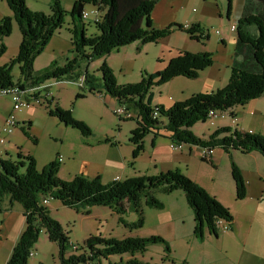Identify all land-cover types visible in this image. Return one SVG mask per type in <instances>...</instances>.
<instances>
[{
    "label": "rangeland",
    "instance_id": "1",
    "mask_svg": "<svg viewBox=\"0 0 264 264\" xmlns=\"http://www.w3.org/2000/svg\"><path fill=\"white\" fill-rule=\"evenodd\" d=\"M0 1L6 5L5 0ZM90 8L91 6H87L84 9L89 11ZM241 8L242 0H230V3L228 0H156L150 14L154 28L163 30L171 24H198L205 33L208 32L209 39L191 40L183 31L175 30L156 43L141 44L136 41L113 51L105 62L111 68L117 85H134L141 81L143 74L163 71L169 60L181 51L191 54L205 51L213 55L212 66L199 72L198 78L194 80L174 77L162 86L152 87L151 107L159 105L169 109L173 104L186 101L192 96L221 90L228 84L230 58L236 39V31L232 33L230 27L237 25ZM69 22L70 18L66 17L44 52L35 58L34 70H41L52 60L62 65L67 58H72ZM84 24L86 37L98 34L91 20H84ZM19 36L20 33L13 23L10 36L2 41L6 51L0 58V67L9 64L16 57ZM102 63V59L95 60L90 65L82 63L79 71H87L100 77L98 69ZM10 74L13 82H17V66L12 68ZM45 84L50 86L48 91L52 98H41L39 105L31 102L29 109L21 108L17 111V124L11 135L1 132L4 120L12 110L11 100L8 96H0V137L6 140L0 146V159L14 158L17 153L31 156L38 171L53 159H59L60 179L70 181L76 176L92 178L99 175L102 184L110 182L116 176L124 180L178 171L227 208L235 220L232 233L240 235L239 239L230 240L231 232H219L216 239L206 232L205 238L200 241L193 234L192 213L181 191L168 195L155 192L156 200L164 207L162 210L144 207L143 227L136 230L125 228L119 222V216L108 207L93 206L76 212L57 200L46 198L47 203L42 205L61 225L71 248H79L88 236L93 235L109 239L146 238L155 235L169 243V257L175 264L183 261L186 264H264L262 155L231 151L229 156L223 150L213 148L212 160L208 163L202 161L199 147L190 148L191 154L188 155V145L179 151H172L169 148L170 141L164 134L159 138L147 134L142 138V150L134 158L135 144L130 139L137 123L134 119L119 120L113 114L116 103L110 101L109 96L88 94L87 87L80 89L78 82L68 80L57 82L51 79ZM45 92L42 91L40 96L43 97ZM78 93L85 95V98L76 99ZM55 107L70 112L71 119L86 125L90 136L84 138L74 128L67 127L50 116L49 110H54ZM233 109H237L239 113L231 118L234 121L230 117L221 121L214 120V127L208 122L197 123L193 126L192 133L207 139L209 133H213L218 125L219 129L230 128L264 135V96ZM155 139L158 140L157 143ZM182 153L186 155L182 156ZM232 161L242 176L245 188L244 198L241 200L236 198L237 192L232 181ZM85 211L89 214L86 215ZM123 218L125 223H133L137 221L138 215L127 212ZM57 249V245L49 242L45 232H42L34 249L30 250L28 264H59ZM163 253L162 246L152 245L145 253L137 254L136 257L149 264H172L162 261ZM121 258L125 261L129 257L122 255ZM118 261L119 257L110 259L111 263ZM103 264L107 262L104 261Z\"/></svg>",
    "mask_w": 264,
    "mask_h": 264
},
{
    "label": "trees",
    "instance_id": "2",
    "mask_svg": "<svg viewBox=\"0 0 264 264\" xmlns=\"http://www.w3.org/2000/svg\"><path fill=\"white\" fill-rule=\"evenodd\" d=\"M5 2L11 17L0 20V58L6 51L2 41L10 36L13 23L20 33V41L14 60L0 67V91L15 87L24 91L41 86L51 79L57 82L68 80L73 83L80 82L79 88L87 87L88 94H104L116 104L125 103L138 114L134 119L137 128L131 132L130 139L135 144L134 158L142 150V138L147 134L155 137L164 134L170 142L188 145L189 148H218L229 156L231 151H239L248 154L256 152L264 157V135L230 128H217L207 139L192 133L193 126L197 123L205 124L211 112H223L236 106H244L264 95V0H243L240 19L235 27L236 42L227 86L209 94L192 96L186 101L173 104L169 109L159 105L151 107V88L162 86L174 77L190 80L198 78L199 72L212 66V54L205 51L196 54L181 51L169 60L163 71L143 74L141 81L134 85H117L105 59L113 51L133 42L156 43L175 30L183 31L191 40H208V32L205 33L200 25L193 24L188 30L176 24L168 25L163 30L154 28L150 14L156 0H74L69 11L62 9L59 0H51L48 14L28 10L25 0ZM87 6L97 7V15L101 21L93 23L98 34L90 37L85 36V24L81 17L82 10ZM66 17L70 18L68 31L71 35L72 58H67L62 65L52 60L41 70H34L35 58L44 52ZM98 59L103 60L101 68L98 69L100 77L87 71H79L82 63L90 65ZM14 66H17L19 72L17 82H13L10 74ZM78 98H85V95L78 93L76 99ZM69 113L55 107L48 114L67 127L77 130L82 137L90 136L89 128L82 122L71 119ZM235 117L231 113V118ZM30 126L31 123L28 124ZM202 161L211 163L203 159ZM233 163H230L232 181L237 192L236 198L241 200L244 198L245 188L242 176ZM59 170L60 163L56 159L48 162L40 171L36 169V162L31 156L17 153L14 158L0 159V205L6 199L11 204L17 203L25 217V230L11 249L6 264H28L30 250L34 249L42 232H45L49 242L57 245L59 264H103L104 261L107 264H149L140 261L136 255H142L152 245L163 247L162 261L175 264L169 257V243L155 235L122 239L93 235L88 236L79 248L72 250L61 225L42 205L46 198L57 200L76 212L93 206L108 207L119 216V222L125 228L136 230L143 227L144 207L163 209L164 205L156 200L155 192L168 195L181 191L192 213L193 234L200 241L205 238L206 232L216 239L219 237L215 226L218 220L234 224L227 208L178 171L102 184L99 175L62 180L58 177ZM127 212L136 213L137 221L125 223L123 215ZM85 214L88 215L89 212L85 211ZM122 255L129 258L124 261ZM112 257H119V261L111 263ZM178 264L186 263L183 261Z\"/></svg>",
    "mask_w": 264,
    "mask_h": 264
},
{
    "label": "built area",
    "instance_id": "3",
    "mask_svg": "<svg viewBox=\"0 0 264 264\" xmlns=\"http://www.w3.org/2000/svg\"><path fill=\"white\" fill-rule=\"evenodd\" d=\"M81 17L83 20H91L93 23H99L101 22L99 20V17L97 16V7L92 6L89 11H86V9L82 10L81 13ZM191 25L189 24H185L184 26H182V29L184 30H188L190 28ZM235 27L236 25H232L230 27V31H235ZM217 33V32H216ZM80 84V82L78 83ZM50 86H47L46 84H43L41 86H36L30 89H26V90H20L18 89V87H15V90H11L10 94H0V96H8L10 97L11 100V112L9 113V115L6 117V119L4 120V124L1 127V132L5 133L6 135H11L14 128L16 127V117H15V113L17 111H19L21 108L22 109H29L28 108V101H38V105H39V99L43 98H52L51 92L48 91V88ZM42 91H46L45 95L43 97L40 96V93ZM231 111L227 110V111H223V112H219V111H213L211 112L205 123H209L210 126H214V120L222 119L225 117H230L231 119ZM113 114L119 119V120H132L135 119L136 116L138 115L137 112L134 109L129 108L125 103L123 104H116L115 108H113ZM154 116H156V112H154ZM153 116V117H154ZM231 121H233L231 119ZM6 142L4 137H0V146L4 145ZM185 146L182 144H176L173 142H170V146L169 148L172 149V151H179L181 150V148ZM201 149V159L205 160V161H211L212 160V155H213V151L210 148H200ZM58 161H60L58 159ZM47 203V200L44 199L42 204ZM229 223H227L224 220H218L215 223L216 229L219 232H228L229 230ZM72 249H76V247L72 246ZM31 255V253L29 254V256Z\"/></svg>",
    "mask_w": 264,
    "mask_h": 264
},
{
    "label": "crops",
    "instance_id": "4",
    "mask_svg": "<svg viewBox=\"0 0 264 264\" xmlns=\"http://www.w3.org/2000/svg\"><path fill=\"white\" fill-rule=\"evenodd\" d=\"M59 1L62 5V9L65 11L71 10V8L74 5V0H59ZM50 2H51V0H25L26 7L28 10L39 11L40 13H44V14L49 13ZM242 4H243V0H242ZM7 6H8L7 3L4 6V4L0 1V10H2V13L0 12V14H1L0 19L2 18V16H5V15L9 16L8 14H10V16H11V12ZM233 25H235V24H233ZM231 32L233 33L234 31H231ZM235 42H236V39H235ZM232 57H233V55H232ZM231 58H230V63H231ZM106 59H105V61H106ZM263 96L264 95H262L261 97H263ZM109 100L112 101L113 103H115L112 98ZM230 111H232L235 114V116L239 114L237 112V109H231ZM225 118H227V117H225ZM225 118H222V119L218 118L217 121L224 120ZM217 128H220V127H218V125H217L215 127V129H213V131L216 130ZM249 133H251V131H249ZM209 134H211V132ZM157 141L158 140L155 139L156 143H157ZM190 148H193V147H190ZM190 148L188 149V155L191 154ZM14 153L16 154L17 152L15 151ZM253 153H256V152H253ZM6 154H8V153L6 152ZM256 154H258V153H256ZM184 155H186V154L182 153V156H184ZM213 162H214V159H213ZM113 180H120V178L116 176V177L111 179V181H113ZM24 218L25 217H24L23 211L19 205H16L14 203H12V204L9 203L8 199L3 200V202H1V205H0V264H6L8 262V259L10 257V253H11V249L15 246V244H16L18 238L20 237L21 233L24 232V230H25ZM234 224H235V220H234ZM234 224H232V225L229 224L230 226H229L228 232H231L230 233V238H231L230 240L239 239V236H240L239 234L232 233L233 227L235 226ZM192 226H193V224H192Z\"/></svg>",
    "mask_w": 264,
    "mask_h": 264
},
{
    "label": "bare ground",
    "instance_id": "5",
    "mask_svg": "<svg viewBox=\"0 0 264 264\" xmlns=\"http://www.w3.org/2000/svg\"><path fill=\"white\" fill-rule=\"evenodd\" d=\"M11 90H15V88H13V89H8V88L7 89H3V90L0 91V94H6V93L10 94ZM31 102L37 103V105H38V101H28V106L30 105Z\"/></svg>",
    "mask_w": 264,
    "mask_h": 264
}]
</instances>
